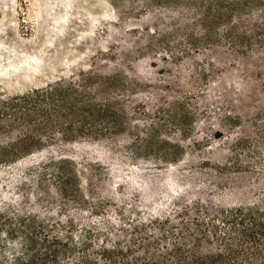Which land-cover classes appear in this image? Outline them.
Returning <instances> with one entry per match:
<instances>
[{"label": "rangeland", "instance_id": "obj_1", "mask_svg": "<svg viewBox=\"0 0 264 264\" xmlns=\"http://www.w3.org/2000/svg\"><path fill=\"white\" fill-rule=\"evenodd\" d=\"M0 206V264H264V0H0Z\"/></svg>", "mask_w": 264, "mask_h": 264}, {"label": "trees", "instance_id": "obj_2", "mask_svg": "<svg viewBox=\"0 0 264 264\" xmlns=\"http://www.w3.org/2000/svg\"><path fill=\"white\" fill-rule=\"evenodd\" d=\"M19 142H22V139H21V141L19 140L17 143H12L11 146H13V147L14 146H19L20 145ZM108 152L110 153V151H108ZM0 208H2V207L0 206ZM241 208H236V209L241 210ZM246 208H248L249 211L254 209V207H246ZM158 212H160V210ZM251 237L253 239H256L257 235L253 234ZM58 238L59 237L56 236V237H54V240L58 241L59 240ZM106 251L109 252L108 250H106ZM75 262H77L76 264H98L97 261L92 260L88 256H72L71 263H75ZM57 263H58V261H57Z\"/></svg>", "mask_w": 264, "mask_h": 264}]
</instances>
